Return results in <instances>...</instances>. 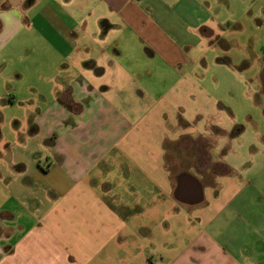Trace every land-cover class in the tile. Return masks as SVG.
<instances>
[{
    "label": "crops",
    "instance_id": "crops-1",
    "mask_svg": "<svg viewBox=\"0 0 264 264\" xmlns=\"http://www.w3.org/2000/svg\"><path fill=\"white\" fill-rule=\"evenodd\" d=\"M208 7L0 1V54L22 31L37 51L24 136L0 144V264H264V103L262 123L252 104L203 128L178 100L207 95L190 65L212 48ZM178 151L203 163L174 167Z\"/></svg>",
    "mask_w": 264,
    "mask_h": 264
},
{
    "label": "rangeland",
    "instance_id": "rangeland-1",
    "mask_svg": "<svg viewBox=\"0 0 264 264\" xmlns=\"http://www.w3.org/2000/svg\"><path fill=\"white\" fill-rule=\"evenodd\" d=\"M207 1L208 11L216 20L211 19L210 22L216 25L212 48L203 53L206 63L197 59L198 53L194 56L193 65H190L197 76L202 74L201 83L207 95L202 93L203 99L199 100L201 93L196 88H190L178 100L182 101L180 104L188 115L195 107L201 109L204 121L200 125L202 123L203 128L207 124L206 119L229 126L227 122L230 123L232 114H237L240 119L246 118L245 110L252 104L253 118L257 119L255 105L264 103V98L255 95L256 91L264 88V0ZM20 35H23V41L17 35L11 41L13 48L8 50L10 54H0V144L2 138L24 136L23 123L27 116L25 95L26 91L29 92L25 83L31 72V59L37 56V51L31 33L22 31ZM22 77L25 78L22 80ZM164 85L163 81H152L145 86L150 89L151 95H155L165 89ZM250 91L253 101L248 98ZM30 97L33 99V94ZM260 122V118L257 119V123ZM250 128L253 129V126L250 125ZM200 150H205L202 143L193 145L188 154L183 152L190 157L189 154ZM176 154L181 160H175L174 155L170 159L174 167L193 166L198 170L196 163H203L182 156L180 151Z\"/></svg>",
    "mask_w": 264,
    "mask_h": 264
},
{
    "label": "flooded vegetation",
    "instance_id": "flooded-vegetation-1",
    "mask_svg": "<svg viewBox=\"0 0 264 264\" xmlns=\"http://www.w3.org/2000/svg\"><path fill=\"white\" fill-rule=\"evenodd\" d=\"M29 1V0H28Z\"/></svg>",
    "mask_w": 264,
    "mask_h": 264
}]
</instances>
